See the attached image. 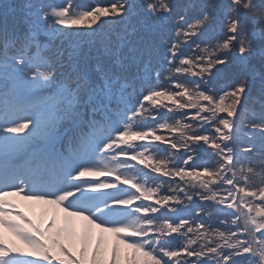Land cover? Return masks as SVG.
Here are the masks:
<instances>
[{
	"label": "snow or ice",
	"instance_id": "snow-or-ice-1",
	"mask_svg": "<svg viewBox=\"0 0 264 264\" xmlns=\"http://www.w3.org/2000/svg\"><path fill=\"white\" fill-rule=\"evenodd\" d=\"M0 264H264V0H2Z\"/></svg>",
	"mask_w": 264,
	"mask_h": 264
},
{
	"label": "trees",
	"instance_id": "trees-1",
	"mask_svg": "<svg viewBox=\"0 0 264 264\" xmlns=\"http://www.w3.org/2000/svg\"><path fill=\"white\" fill-rule=\"evenodd\" d=\"M203 161H201V163H202ZM132 163H135V162H132ZM259 170V169H258ZM205 219H207V218H205Z\"/></svg>",
	"mask_w": 264,
	"mask_h": 264
}]
</instances>
